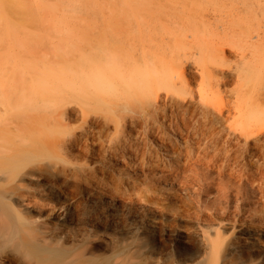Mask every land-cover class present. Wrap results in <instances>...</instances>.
Instances as JSON below:
<instances>
[{
  "label": "bare ground",
  "instance_id": "6f19581e",
  "mask_svg": "<svg viewBox=\"0 0 264 264\" xmlns=\"http://www.w3.org/2000/svg\"><path fill=\"white\" fill-rule=\"evenodd\" d=\"M261 17L264 18V0H0L1 225L10 229L5 234L6 241L42 246L40 256L19 259L17 264H84L91 251L89 246L75 249L63 258L55 246L60 235H50L48 223L38 222L16 209L18 227L14 216L9 219L6 207V181L16 178L26 167L31 176L35 174L41 164L37 160L39 151L54 145L57 130L54 112L42 115L37 107L31 112L23 110L32 101L36 103L42 92L49 101L52 99L56 77L53 24L87 19L84 49L77 44L72 46L73 96L78 97L81 91L96 98L118 97L119 102L115 103L118 110L128 112L132 118L147 124L161 120L170 129L177 128L179 123V129H191L195 135L202 134L209 140L218 139L217 124L224 121L228 133L222 138L224 141L220 140L226 151L231 149L232 139L244 138L248 144L254 139L256 149L253 148L252 155H257L254 168L244 162L236 170L243 176L250 173L253 178L263 179ZM252 20H256L255 25ZM227 51L237 58L236 66L229 62ZM196 74L200 77L195 87L198 99L191 86ZM229 83H235V87L227 89ZM71 113L64 112L62 116ZM82 113L87 120L89 113L85 109ZM18 197L27 199L24 194ZM69 204L64 201L54 213L58 219L78 225L81 216ZM210 244L215 253L216 240L211 239Z\"/></svg>",
  "mask_w": 264,
  "mask_h": 264
},
{
  "label": "rangeland",
  "instance_id": "374dc122",
  "mask_svg": "<svg viewBox=\"0 0 264 264\" xmlns=\"http://www.w3.org/2000/svg\"><path fill=\"white\" fill-rule=\"evenodd\" d=\"M260 19L264 28V18ZM251 23L255 25L256 20ZM53 25L56 77L52 99L42 92L36 103L23 110L37 107L42 115L54 112V145L39 151L41 171L31 176L26 167L6 181L9 219L14 216L19 227L15 217L19 209L48 223V233L60 235L55 246L63 258L89 246L84 264H264V177L243 176L236 170L244 162L254 168V139L249 144L244 138L232 139L226 151L221 146L228 133L224 121L217 124L218 139L209 140L191 129H179V123L170 129L161 120L152 125L132 118L118 110V97L96 98L81 91L73 96L72 46L84 49L87 19ZM226 55L236 66L237 58L229 51ZM191 71L195 73L194 67ZM194 78L191 86L198 99L195 87L200 77ZM259 83L264 84V77ZM234 87L235 83L227 85V89ZM83 109L90 121L84 119ZM64 112L73 115L62 116ZM19 194L27 199H19ZM64 201L80 214L78 225L54 213ZM0 232L3 264L40 256L41 245L6 241L10 229L2 227L1 219ZM211 239L218 244L215 253Z\"/></svg>",
  "mask_w": 264,
  "mask_h": 264
}]
</instances>
